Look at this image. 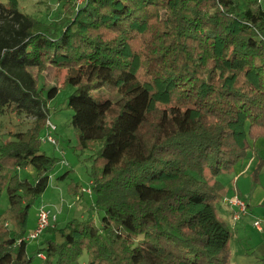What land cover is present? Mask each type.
Instances as JSON below:
<instances>
[{"label": "trees", "instance_id": "16d2710c", "mask_svg": "<svg viewBox=\"0 0 264 264\" xmlns=\"http://www.w3.org/2000/svg\"><path fill=\"white\" fill-rule=\"evenodd\" d=\"M55 1L53 23L0 2V111L34 119L0 143V264L31 263L28 210L59 162L40 150L46 99L31 72L48 66L73 86L70 124L92 149L91 208L104 215L48 228L43 264L84 252V264H228L215 177L264 139V0ZM29 166L32 182L18 174Z\"/></svg>", "mask_w": 264, "mask_h": 264}, {"label": "rangeland", "instance_id": "374dc122", "mask_svg": "<svg viewBox=\"0 0 264 264\" xmlns=\"http://www.w3.org/2000/svg\"><path fill=\"white\" fill-rule=\"evenodd\" d=\"M6 1L0 0L2 3ZM75 2L80 4L82 0H75ZM18 4L21 11L44 22L58 21L62 14L60 3L55 0H18ZM31 72L36 79L38 90H42V95L46 99L44 110L47 112V120L56 126L53 135L56 144L42 142L40 150L59 160L49 175L48 185L41 197L29 207L26 221L25 239L36 227L37 210L41 205L46 208L49 207L55 214L37 239L27 240L26 254L28 258H31L30 264H43V260L38 256L37 251L43 248L44 241L51 237L47 231L48 228L52 226L61 227L72 218H91L95 224L99 225L104 211L92 209V194L83 192L90 187L92 161L89 159V155L92 153V149L80 151L76 148L78 140L76 132L70 124L73 111L67 106L68 98L73 92V86L64 83L65 71H57L52 66H48L41 73H37L35 69H31ZM53 88L57 89L56 93L52 98H47ZM33 122V117L24 113L14 116L9 115L4 110L0 111V143L7 142L13 139L15 135L26 132L33 125ZM94 144V141L90 142V145ZM251 146L252 149L247 153V158L245 157V160L239 162L241 164L250 163L248 157L254 155L257 161L251 171L253 178L258 162L262 160L263 166H261L258 176L261 184L264 185V139L259 138L252 141ZM18 174L21 179L32 182L35 177V169L29 166L19 170ZM226 174H220L215 179L219 181ZM71 184L73 190H77V194L67 192V187ZM75 185L78 187H74ZM79 195H82L83 198L80 199L81 196L79 197ZM8 204V195L4 191L0 196V212L6 209ZM212 210L216 219L223 222L231 234L228 240L230 252L228 264H264V223L260 219H256L259 220V229H262L263 233L257 232L251 227L252 218H248L247 222L243 223L248 232H241L240 226L236 224L237 221L233 218L230 221L228 208L222 204L221 200L212 203ZM241 217H244V214H241ZM261 233L263 237H260L262 236ZM238 248H243L244 253L242 254ZM42 256L44 257V253ZM86 260L87 254L84 252L80 258V263L84 264Z\"/></svg>", "mask_w": 264, "mask_h": 264}, {"label": "crops", "instance_id": "0c3cea01", "mask_svg": "<svg viewBox=\"0 0 264 264\" xmlns=\"http://www.w3.org/2000/svg\"><path fill=\"white\" fill-rule=\"evenodd\" d=\"M248 158H250V163L241 164L240 162L245 160V158L240 160V162H238L229 173L220 178L219 182H221L226 188V194L224 197L238 196L246 202L247 208L246 213H244V217L246 218L239 217L235 220L237 221L236 224L240 226L241 232H248L246 225L244 227L243 223H246L248 218H252L253 221L251 227L257 232L263 233L262 229H258L254 226V221L260 219V221L264 223V185L261 184L259 176L253 181L251 171L257 160L254 155H251ZM79 197L80 199L83 198L82 195H79ZM221 202L223 205L227 206L230 221H232L233 215L236 213V208L223 202V199ZM262 233V236L260 237H263ZM238 249H240L242 254L244 253V251H242L243 248Z\"/></svg>", "mask_w": 264, "mask_h": 264}, {"label": "built area", "instance_id": "2783aa9c", "mask_svg": "<svg viewBox=\"0 0 264 264\" xmlns=\"http://www.w3.org/2000/svg\"><path fill=\"white\" fill-rule=\"evenodd\" d=\"M55 130H56V126L52 124L49 120H47L43 136L41 137V141L45 143L48 142L50 144H56V139L53 136ZM83 192H87L88 194H91V188L89 187L83 190ZM223 202L236 208V213L233 215L234 220H237L241 214L246 213V208H247L246 202L241 198H239L238 196L224 197ZM54 216L55 214L52 213L51 209L46 208L44 205H41L37 210L36 227L34 231L29 234L27 239H31V240L37 239L38 236L45 230V227L48 225L50 219L53 218ZM254 226L258 229L260 228L259 220H256L254 222ZM39 256L43 258L41 254H39Z\"/></svg>", "mask_w": 264, "mask_h": 264}]
</instances>
